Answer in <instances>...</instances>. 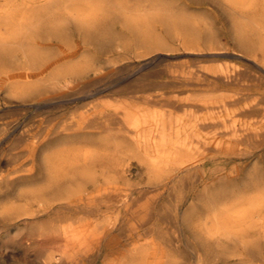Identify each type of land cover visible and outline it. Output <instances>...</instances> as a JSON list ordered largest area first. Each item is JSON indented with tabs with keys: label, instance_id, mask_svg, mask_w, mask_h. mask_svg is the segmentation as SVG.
Instances as JSON below:
<instances>
[{
	"label": "rangeland",
	"instance_id": "rangeland-1",
	"mask_svg": "<svg viewBox=\"0 0 264 264\" xmlns=\"http://www.w3.org/2000/svg\"><path fill=\"white\" fill-rule=\"evenodd\" d=\"M79 1L76 6L69 0H0V264H264V240L254 249L247 243L254 234L244 239H232L224 249L223 257L217 258L211 250V241L201 231L204 222L208 223L207 226L212 222L208 216L211 198L222 197L227 191L247 196L253 190L248 183L251 178L264 177V144L255 149L249 143L230 144L225 142L230 134L220 135L225 142H221V146L211 141L208 150L201 148L203 154L200 153L196 167L184 173L177 169L155 173L141 156H122L120 160L127 165V171L119 173L111 184L118 190L105 192L98 199L89 196L87 206L83 207L86 211L92 209L94 213L91 215H72L64 209L58 210L57 206H48L46 198H29L41 185L33 181L35 177L25 175L31 166L27 152L31 138L25 135L26 130H30V135L40 137L44 132H39L41 125L46 127L55 117V121L60 118L78 121L82 117H92L100 110L107 112L133 102L142 105L143 97L159 94L162 100L151 104L153 111L186 117L183 108L166 99L190 94L186 90L197 81L190 79L192 70L230 67L240 55L249 57L243 58L242 63L253 65L248 60L253 56L229 37L231 25L226 12L212 0ZM166 5L173 8L175 15L183 9L184 13L189 12L198 23L191 28L194 31L170 24L165 19ZM89 10L94 15H88ZM57 22L59 28L54 27ZM210 31H214L213 35L218 33L212 38L206 35ZM48 56L56 60L42 76L44 83L38 80L39 64ZM91 62L93 65L89 67ZM56 66L86 68L73 85L75 89H87V93L74 88L52 93L48 80L55 76L59 68ZM23 69L30 70L27 85L14 81L15 76H8L10 71L17 75L15 73ZM219 91L215 95L226 93ZM58 95H63V100L56 102L54 98ZM132 95L133 102L130 99ZM237 119L236 126H240L242 121H247L250 126L254 122L252 117ZM202 130L204 137L215 131L212 127ZM104 133L77 136L75 144L65 143L63 147L59 144L47 152L53 155L57 148V152L68 148L70 155L80 154L86 140L94 141V146H90L93 149L99 144L98 139L104 140L108 148L121 141L107 135L111 132ZM79 138H84L83 142ZM108 148L109 151L111 148ZM256 166L260 168L255 169ZM232 171L239 176L231 179L229 174ZM156 184L158 188L153 187ZM193 211L196 215L194 213L192 221H187L185 215ZM247 246L250 248H245Z\"/></svg>",
	"mask_w": 264,
	"mask_h": 264
},
{
	"label": "bare ground",
	"instance_id": "bare-ground-1",
	"mask_svg": "<svg viewBox=\"0 0 264 264\" xmlns=\"http://www.w3.org/2000/svg\"><path fill=\"white\" fill-rule=\"evenodd\" d=\"M69 1L76 6L80 2L79 0H69ZM212 1L218 4L221 10L226 12V18L229 20V23L231 25L229 32H228L229 37L240 48H242L243 51L253 56L252 59L251 58L248 59L249 61L252 62L253 65L251 66V65H247L246 63H242V59L247 58L248 56L246 57L245 55L244 56L240 55V56H237L239 59H236L237 61H233L232 66L230 67H219V68L218 67L217 68L216 67L215 68L199 67L198 69L194 71L192 70L190 72L191 77L190 76L189 77L190 79H196L197 81L196 83L194 82L195 84H192V81H191L192 85H190L189 89L186 90L190 94L183 98L174 97V98L166 99L168 102L175 103L177 107H180V109L183 108L186 111V115H187L186 117L176 116L172 112L158 113L157 111H153L150 106L152 103L157 102L161 99L160 98L161 94H159V96L149 95V96L143 97L142 105H135L132 99V97L134 96L132 95L130 96V99H131V102L133 103H129L125 105L124 107H116L114 110L107 111V112L100 110L98 113H95L92 117L91 116L82 117L81 119H78V121H75L73 119L68 120L67 118L66 119L60 118L59 121H55L57 118L55 117L50 121V124L47 125L46 127L45 126L43 127L41 125V127L39 128V132L41 130H43L44 132H43V135H41L40 137H37V134L30 135V132H29L30 130L29 131L26 130L25 135L27 134L28 138H31V143L30 144L27 143L28 144L27 145L28 146V149H27L28 162L31 163V166L30 168L26 170L25 175L26 177H30V178L35 177L33 181L41 185V186H38V188L32 192V195L29 197L30 199L41 198V197L44 199L46 198V201H49L48 206H57L58 210L64 209L67 213H70L72 215H75V214L91 215L92 213H94V211L92 209L90 210L89 208H87L89 210L86 211L85 208L83 207V206H87V199L89 196H92L93 198L98 199L101 197V194L105 192H109L112 190L114 191L118 190L117 187L111 184H112V180L116 179L119 173L123 171L124 172L127 171V165L123 164L120 160L122 156L124 155L137 154L141 156L148 163L149 168L155 173H158L159 171L165 172L166 169L171 170V171L177 169L179 172L184 173V172L190 171V169H193V167H196V161L199 159L201 155L200 153H202L200 152L201 148L203 151L208 150V147L211 145V143L216 146H221V142L222 143L228 142L230 144H235V145L249 143L250 145H254L253 147L254 149L264 144V90H262V88L264 87V0H212ZM184 6L188 8L190 7L186 5ZM91 9L93 8H90V10ZM51 10H52V7H51ZM81 10L82 8L80 9V11ZM90 10H89L90 13L88 15L91 16L93 13H91L92 11ZM94 10L95 9H93V11ZM183 11L185 10L183 9ZM183 11L181 13L179 12L180 14L177 12L178 14L175 15L176 13H174L175 11L173 12V8L172 7L170 8L166 5L165 6V19L170 24H178L184 27L186 30L191 32L192 30L191 28L197 25L198 23L196 19L191 18V16L189 15V12L187 14V13H184ZM31 19L36 20L37 18H31ZM86 19H89V18H86ZM91 20L93 19L91 18ZM137 21H138V18H137ZM140 23L141 22H139V24ZM16 24H17V21H16ZM56 24H58V22L55 23L54 27L57 26ZM57 27L59 28V26ZM167 27L169 26L167 25ZM47 28L49 29L48 25H47ZM32 29H35V27ZM39 30H41V28ZM39 30L38 32H40ZM212 32L214 31H210L208 34L204 33V35L205 34L207 36L210 35L213 38L214 35L218 33L217 31L213 35ZM49 34L52 35V33H49ZM179 34L180 32H178V35ZM174 36L175 35H173V37ZM200 36L201 35H199V37ZM199 39L201 40V37ZM220 43L222 44V42ZM12 48H14V46ZM201 48H203V46ZM19 50L21 51V49ZM25 51L26 50L24 49V52ZM202 52H205V51H202ZM212 52H215V51H212ZM222 52H221V55L223 54ZM47 53L49 55V52ZM8 54L11 55V53H6L7 56ZM206 54L208 53H205V55ZM3 55L5 54L3 53ZM33 59L34 58H32L31 60L33 61ZM55 60L56 58L52 56L51 57L48 56L44 59V61H42L39 64L40 76L38 77V80L44 82L43 81L44 79L42 76L45 73H47L50 68L54 66ZM92 65H93L92 62L91 64L89 63V67H92ZM57 67L59 68L55 72V76H53L50 80H48L49 81L48 83L51 84L52 93H61L60 91L64 89L65 90H69L72 88L75 89L73 84L75 80L77 79L76 77L82 74L84 69L88 68L87 65H86V68H83V69H81L80 66H72L70 68L56 66V68ZM33 70H34V67H33ZM15 74L17 75H14L13 71H10L8 76L10 75L15 76L14 78L13 77L11 78H13L14 81H17L18 83L22 82V84L23 83H26V85L29 84L28 79L30 77V70L23 69V70L18 71ZM187 82H189V80ZM187 82H184V83L187 84ZM44 83H46V81ZM93 83L95 82L93 81ZM26 89H28L27 86H26ZM86 90L87 89L85 88L75 89V91L83 92V93L84 92L87 93ZM219 90H224L226 93L215 95V92ZM178 92H181V91H178ZM219 93H221V91H219ZM62 96L63 95H58L57 97L54 98V100H56V102L62 101L63 100ZM240 117L241 118L252 117V119L254 118V122L250 123L252 126L248 125L247 121H242L240 126H236V123L238 122L237 118H240ZM255 117H257V120H255L256 119ZM209 127L214 128L215 131H213L211 136L204 137V135L201 134V130L205 128H209ZM104 132L105 133L111 132L110 135L109 134L107 135L114 139H121V141L117 140L118 142L113 143V145L112 146L110 145L108 148L104 140H99L97 138L98 139L97 143H99L98 145H100V147L96 144L97 147L93 149V148H90V146L91 147L94 146V141L86 140V142L82 144V147L80 148V150L82 149V152L80 154L77 152L73 155H70L68 148L63 149L60 152H57L59 150V148H57L58 150L56 151V153L53 151L55 153L53 155L50 154L51 153L50 151L47 152L48 149L56 145H59V144H62L60 145L62 147L64 146L65 143L67 144V143L74 142L75 144V141H77L75 137L77 136L79 137L83 135H88V136L99 135ZM222 134L223 135L230 134L231 136L230 137L228 136L229 139L223 142L222 137L220 136ZM80 139L81 138H79V140ZM83 139L84 138L81 139L82 142H83ZM57 140H58V143H56ZM101 146H104L106 150L107 148L108 149L111 148V149L109 151L107 150L106 152L104 148L101 149ZM100 149L104 151H101ZM218 150L221 151V149H218ZM47 153H49V155ZM233 154H235V152ZM207 157L210 158L208 155ZM258 167L255 169H258ZM259 171L261 170H258V172ZM233 173L234 172L232 171V173L229 174L231 179H235L239 176V175H234ZM201 177L203 178L204 176L201 175ZM254 177L255 178L253 177L251 178L252 181L250 180L248 182L253 187V188L251 187L253 190H251L247 196L241 195V193H237V192L229 194L227 191V193H225L226 195L224 194L222 195V197L220 196L218 198L217 196H214L213 198L210 199V203H209L210 206L208 207L210 214L208 216L210 220L212 221L210 223L211 225L209 224L210 226H207L208 225L207 222H204V223L202 222L203 225L202 226L200 225V226H201L202 233L205 235V237L208 240L211 241V245H212L211 250L217 258L223 257L224 252H225L224 249H226L228 245H230V242L232 241V239L236 238L237 240V237L244 239V237H246L247 235L254 234V238L247 239V243L249 244V246H252L253 249L255 247H258L261 244V242L264 240V177H261V176H254ZM166 179H167V175H166ZM255 180L257 181L254 182ZM158 183H161V182H158ZM238 183H241V182H238ZM193 184L195 183L193 182ZM146 185H147V182H146ZM153 187L158 188V185L156 184ZM205 194L207 196L206 191H205ZM200 203H202V201ZM229 203H232V205L226 206ZM195 211H193V213L189 212L188 214H186L185 219L187 221L190 220L193 214L195 213ZM242 243L245 244V242H242ZM245 248L248 249L250 247L247 246ZM145 251L146 249H144L143 252L145 253ZM225 255L227 256V254ZM237 255H240V254H237ZM137 258L138 257H136L135 260Z\"/></svg>",
	"mask_w": 264,
	"mask_h": 264
}]
</instances>
